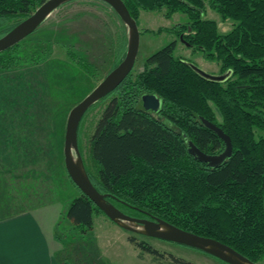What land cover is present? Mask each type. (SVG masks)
I'll return each instance as SVG.
<instances>
[{"label": "trees", "instance_id": "trees-1", "mask_svg": "<svg viewBox=\"0 0 264 264\" xmlns=\"http://www.w3.org/2000/svg\"><path fill=\"white\" fill-rule=\"evenodd\" d=\"M44 1L0 0V37ZM124 2L137 22L142 10H165L167 17L176 11L186 13L188 23L182 22L176 34H183L194 49L220 63L223 73H232L224 81L203 77L190 60L175 55L176 39L151 54L142 70L134 74L132 69L113 91L89 136L87 152L95 174L86 163L85 166L92 182L130 215L160 217L188 231L216 238L259 263L264 258V0H209L223 21L234 20L227 33H220L215 20L204 16L205 0ZM123 26L126 27L124 23ZM122 30L118 56L128 42L127 27ZM23 40L0 51V125L8 127L3 123L6 116L8 122L21 129L20 137L16 131L7 130L6 139L12 143L4 144L12 146L6 147H11L9 152L1 148L2 165L32 164L36 156L49 151L53 155L55 150L52 146L56 139L46 146L50 142L52 111L44 103L36 104L31 111L28 103L22 110L15 109L11 105L17 104L16 100L6 94L24 71L20 69L24 62L31 65L40 59L38 54L28 57L20 53ZM66 50L89 73L86 57L71 48ZM49 66H53L52 62ZM49 71H43V75L51 74ZM22 81L23 90H35L28 77ZM146 93L162 98L159 112L142 107L141 98ZM201 116L219 125L232 139L233 153L219 167H210L189 153V140L207 153H220L225 147L218 134L202 123ZM79 132L78 129V136ZM17 143L25 150L15 154ZM27 170L32 172L34 168ZM69 179L73 182L70 176ZM79 191L71 199L65 217L69 226L87 234L93 231L95 213L101 209ZM61 224L62 219L55 226V237L60 241L69 234L60 229ZM129 240L140 248L139 256L152 254L160 264H196L136 236ZM78 243L68 240L63 249ZM63 249L57 252V258L61 264H71ZM85 262L99 261L88 257Z\"/></svg>", "mask_w": 264, "mask_h": 264}, {"label": "rangeland", "instance_id": "rangeland-1", "mask_svg": "<svg viewBox=\"0 0 264 264\" xmlns=\"http://www.w3.org/2000/svg\"><path fill=\"white\" fill-rule=\"evenodd\" d=\"M205 3L204 16L215 20L220 33L229 32L235 24L234 20L228 18L223 21L220 14L211 8L209 0H205ZM164 12L165 10L140 12L138 26L141 41L133 73L137 74L142 70L151 54L176 39V56L190 60L209 73L222 74L220 63L207 59L202 51L194 49L183 34L179 36L176 34L175 31L181 24L188 23V15L176 11L167 17ZM123 23L114 8L103 0H71L57 7L33 34L24 38L19 48L20 53L23 56L29 55L28 57L38 54L40 59H35L34 64L31 65H25L29 61L24 62V66L20 69L25 72L20 71L22 74L17 76V82L11 84L12 87L6 90V94L16 100L17 104L11 105L15 109L22 110L28 103V111H31L36 104L44 103V107L54 114L48 126L51 132L50 142L45 143L48 146L54 142V139L56 143L52 146L55 148L53 155L49 151L44 155L36 156L32 164L20 162L17 166V164L0 163V220L28 210L42 212L43 206L54 204L59 212L58 220L62 219L60 229L69 232L62 241L58 240L62 245L58 251L65 247L68 240L79 242L71 244L68 249H63L66 250L65 257L71 264H86L85 260L88 257L97 258L98 264H139L137 259H142L138 257L140 248L129 240L131 236L146 240L163 252L196 264H228L198 248L129 231L113 222L102 210L96 211L94 229L87 234H81L80 230L69 226V221L65 217L71 199L80 193L78 186L69 179L65 166L64 141L68 115L73 106L89 94L125 57L127 41L123 54L118 56L117 53L124 32L122 28L126 30ZM126 32L128 34V29ZM42 39L50 40L51 45ZM66 47L86 57L88 60L86 63L90 64L89 73L74 61L72 56L67 55ZM42 51L45 52L44 57ZM49 62H52L53 66H49ZM36 66L38 67L35 68ZM45 70H50L51 74L44 76ZM26 76L31 80L35 90H23L24 87H21V81L22 79L26 81ZM112 93L113 91L95 102L96 104L94 103L95 105L93 104L85 112L80 122L78 136L80 151L93 175L95 169L88 157V140ZM46 102L49 104H45ZM6 118L5 116L3 123L8 127L5 129L0 125V150L3 147L5 152H9L11 147H6L12 144L4 143L12 142L11 140L8 142L5 135L16 131L20 137L21 129H18L17 124L8 122ZM17 144L15 154L18 150H25L23 146ZM1 157L2 151H0V160ZM30 166L34 171L27 170ZM7 167H12L13 170ZM151 256L152 254L146 253L144 258L149 259ZM165 258V261H168V258ZM57 261L60 262L59 258ZM146 261L144 259L142 263L149 264ZM151 261L155 262L154 257ZM259 264H264V258Z\"/></svg>", "mask_w": 264, "mask_h": 264}, {"label": "water", "instance_id": "water-1", "mask_svg": "<svg viewBox=\"0 0 264 264\" xmlns=\"http://www.w3.org/2000/svg\"><path fill=\"white\" fill-rule=\"evenodd\" d=\"M68 1L71 0L44 1L29 17L0 37V51L15 45L33 33L57 7ZM103 1L114 8L128 29L127 51L123 60L70 110L64 141L65 166L69 176L78 188L87 194L113 222L129 231L198 248L228 264H259L234 247L216 238L196 234L160 217L151 216L147 218L130 215L108 199L110 194L99 191L92 182L79 146L78 129L81 119L95 102L114 91L129 75L135 65L141 41L138 22L130 13L124 0ZM190 65L203 77L216 81H224L232 73L231 70H228L223 74H213L193 62H190ZM141 105L147 111L159 112L162 109L163 100L155 93H146L142 95ZM201 121L207 128L218 134L224 141L225 147L220 153H207L189 140V153L198 161L207 163L210 167H219L233 153L232 139L213 121L204 116H201Z\"/></svg>", "mask_w": 264, "mask_h": 264}, {"label": "crops", "instance_id": "crops-1", "mask_svg": "<svg viewBox=\"0 0 264 264\" xmlns=\"http://www.w3.org/2000/svg\"><path fill=\"white\" fill-rule=\"evenodd\" d=\"M43 209L0 220V264H61L56 255L62 245L55 237L59 212L54 204ZM141 258L137 259L139 264H144V259L149 264H160L151 261L152 256Z\"/></svg>", "mask_w": 264, "mask_h": 264}, {"label": "bare ground", "instance_id": "bare-ground-1", "mask_svg": "<svg viewBox=\"0 0 264 264\" xmlns=\"http://www.w3.org/2000/svg\"><path fill=\"white\" fill-rule=\"evenodd\" d=\"M227 72V71H226ZM225 73V72H224ZM223 74V73H222Z\"/></svg>", "mask_w": 264, "mask_h": 264}, {"label": "flooded vegetation", "instance_id": "flooded-vegetation-1", "mask_svg": "<svg viewBox=\"0 0 264 264\" xmlns=\"http://www.w3.org/2000/svg\"><path fill=\"white\" fill-rule=\"evenodd\" d=\"M150 112H152V111H150ZM140 217V216H139Z\"/></svg>", "mask_w": 264, "mask_h": 264}]
</instances>
